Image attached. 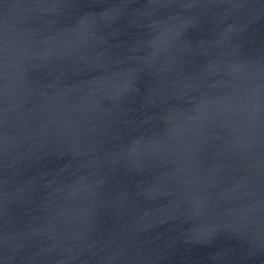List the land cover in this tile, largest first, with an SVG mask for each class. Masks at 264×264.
<instances>
[{"label": "water", "instance_id": "95a60500", "mask_svg": "<svg viewBox=\"0 0 264 264\" xmlns=\"http://www.w3.org/2000/svg\"><path fill=\"white\" fill-rule=\"evenodd\" d=\"M0 264H264V0H0Z\"/></svg>", "mask_w": 264, "mask_h": 264}]
</instances>
